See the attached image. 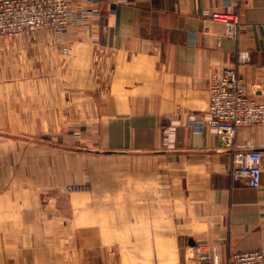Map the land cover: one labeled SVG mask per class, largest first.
<instances>
[{"label":"crops","instance_id":"obj_1","mask_svg":"<svg viewBox=\"0 0 264 264\" xmlns=\"http://www.w3.org/2000/svg\"><path fill=\"white\" fill-rule=\"evenodd\" d=\"M224 12L240 15L235 36L212 19ZM263 26L264 0H109L65 41L0 44L33 72L12 103L25 109L5 127L73 131L64 140L88 161L86 215L97 229L73 264H197V247L225 264L264 249V125L233 139L190 126L208 117L213 80L227 69L264 104ZM244 150L262 154L259 189L232 179ZM73 215L77 239L82 207ZM12 261L0 252V264Z\"/></svg>","mask_w":264,"mask_h":264},{"label":"rangeland","instance_id":"obj_2","mask_svg":"<svg viewBox=\"0 0 264 264\" xmlns=\"http://www.w3.org/2000/svg\"><path fill=\"white\" fill-rule=\"evenodd\" d=\"M65 34L43 29L3 37L0 44L65 41ZM0 47V252L12 255L13 261L6 264H73V251L87 252L92 246L89 233L97 229L86 215L92 189L87 158L65 142L64 136H73V131L6 128L15 125L9 122L10 111L25 109L22 102L18 108L12 103L25 95L26 74L33 72L25 59L16 60L6 46ZM38 65L34 68L42 77L43 67ZM74 207L83 212L84 231L77 239ZM97 214L98 220L106 217L105 210ZM114 214L120 217L122 211ZM26 252L30 261L23 257Z\"/></svg>","mask_w":264,"mask_h":264},{"label":"built area","instance_id":"obj_3","mask_svg":"<svg viewBox=\"0 0 264 264\" xmlns=\"http://www.w3.org/2000/svg\"><path fill=\"white\" fill-rule=\"evenodd\" d=\"M109 0H0V39L24 32L54 30L65 33L87 25L100 16L102 4ZM212 19L228 27V36H235L240 28V15L229 12L214 13ZM264 35V26L262 27ZM250 87L235 69H227L222 77H215L210 90L208 117L194 119L190 126L197 131L207 127L219 135L233 139L240 127L264 125V104L250 95ZM262 154L257 150L235 151L232 179L245 180L248 186H262ZM197 264H212L196 248ZM225 264H264V249L235 253Z\"/></svg>","mask_w":264,"mask_h":264}]
</instances>
